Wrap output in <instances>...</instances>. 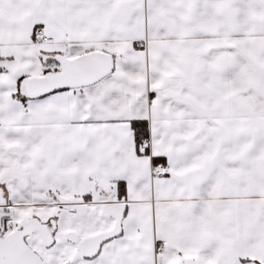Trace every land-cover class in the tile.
Instances as JSON below:
<instances>
[{"label": "snow or ice", "instance_id": "6c2138e0", "mask_svg": "<svg viewBox=\"0 0 264 264\" xmlns=\"http://www.w3.org/2000/svg\"><path fill=\"white\" fill-rule=\"evenodd\" d=\"M0 264H264V0H0Z\"/></svg>", "mask_w": 264, "mask_h": 264}]
</instances>
